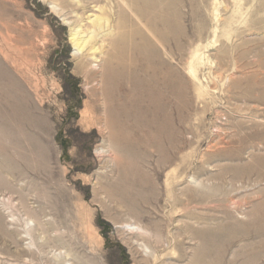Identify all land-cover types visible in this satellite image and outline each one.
Here are the masks:
<instances>
[{
  "label": "rangeland",
  "instance_id": "rangeland-1",
  "mask_svg": "<svg viewBox=\"0 0 264 264\" xmlns=\"http://www.w3.org/2000/svg\"><path fill=\"white\" fill-rule=\"evenodd\" d=\"M78 26L167 94L118 111ZM0 264H264V0H0Z\"/></svg>",
  "mask_w": 264,
  "mask_h": 264
},
{
  "label": "bare ground",
  "instance_id": "bare-ground-1",
  "mask_svg": "<svg viewBox=\"0 0 264 264\" xmlns=\"http://www.w3.org/2000/svg\"><path fill=\"white\" fill-rule=\"evenodd\" d=\"M133 9L134 8H131L132 11H134ZM171 12L169 13L171 14ZM167 13H166V17L168 20ZM175 13H177V11H175ZM88 20L90 21V24L92 23L91 25L94 26L93 27L94 30L96 29V27L100 28V25H102L101 20L97 17L93 21H91L90 18ZM80 27L82 26H78L77 28L74 29L73 33L70 36V43L74 46L75 50L82 52L85 49L88 50V45L93 39V37H90V35H94V33H90V35L88 34L87 37L85 38L84 36L85 31H83L82 28ZM118 28H119L118 30H120L119 31L120 35H122L121 33L124 28L123 25L120 24ZM150 31L155 34V32L149 29V32ZM138 43H140L139 40ZM99 51H100L99 48L94 47L88 50V53L90 57H92L93 62L100 63L98 70L102 75L103 83H105V79L110 81L116 78L114 80L115 84L117 82V90L115 94L117 104L115 108L118 111L121 112L123 111V109L127 108L128 110L135 112L138 108H147L151 103L149 101V93L152 90H155L157 93L160 94L166 93L168 91L166 88L167 77L165 75V70L163 67L165 65L168 67V62L165 56L167 55L169 57V54L165 53L164 56L162 53L159 52L156 58H153L152 61L147 60L141 53L136 54L134 58L129 59L128 61L125 60L123 56H118V54H115V56L113 55L114 57L111 60L110 59L100 60L97 55ZM170 68L172 69V67ZM177 88L178 87L175 85V87H173V91L171 92L172 104L174 107L173 110H175L176 113L178 111V106H179L178 96H180L178 95ZM125 122L126 123L131 122V118H126Z\"/></svg>",
  "mask_w": 264,
  "mask_h": 264
}]
</instances>
